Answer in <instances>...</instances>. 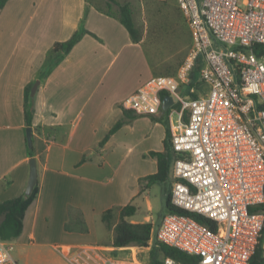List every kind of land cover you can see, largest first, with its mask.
Here are the masks:
<instances>
[{"label":"crops","instance_id":"1","mask_svg":"<svg viewBox=\"0 0 264 264\" xmlns=\"http://www.w3.org/2000/svg\"><path fill=\"white\" fill-rule=\"evenodd\" d=\"M99 1L11 0L0 11V204L25 196L32 158L38 167L39 194L26 213L23 234L13 244L146 250L112 247L114 227L102 221L103 213L134 205L138 211L129 222H150L154 234L162 223L154 222L151 213L143 215L153 208L150 193L156 185L148 187L143 180L158 172L152 152L174 156L168 111L137 115L125 102L152 79L178 72L157 70L143 43H134L119 20L97 10ZM80 29L90 34L45 73L52 47ZM200 66L192 71L190 83L203 84ZM38 81L35 96L26 104L27 87ZM199 89L202 96L209 92L207 86ZM124 110L133 119L101 147ZM169 178L174 180L172 171ZM71 206L83 212L89 236L104 229L112 235L109 243L67 232ZM56 236L61 239L48 241Z\"/></svg>","mask_w":264,"mask_h":264},{"label":"built area","instance_id":"2","mask_svg":"<svg viewBox=\"0 0 264 264\" xmlns=\"http://www.w3.org/2000/svg\"><path fill=\"white\" fill-rule=\"evenodd\" d=\"M176 1L192 36L189 54L176 76L152 79L125 107L153 116L163 94L173 97L171 203L214 226L168 213L150 244L179 249L195 264H251L264 235V212L253 211L264 205V59L254 52L264 45V0ZM197 64L209 92L192 99L182 88ZM13 252L12 242H1L0 264H18ZM136 258L102 264H150Z\"/></svg>","mask_w":264,"mask_h":264},{"label":"trees","instance_id":"3","mask_svg":"<svg viewBox=\"0 0 264 264\" xmlns=\"http://www.w3.org/2000/svg\"><path fill=\"white\" fill-rule=\"evenodd\" d=\"M11 0H0V11L5 8L7 3ZM105 3V6H96L97 10L101 13L115 18L121 22V24L128 30L134 43L140 44L143 43L148 56L152 58L151 44L150 40L148 41V36L145 37V31L142 27H139L135 20V12L133 9V4L130 1L121 2L120 0H100ZM141 1V0H140ZM148 5H161L167 4V1H157V0H144ZM92 4V3H91ZM183 13V12H182ZM184 16V14H183ZM182 17V16H181ZM89 32L80 29L78 30L68 41L57 42L51 49L48 61L46 63L45 73L51 71L56 65H58L64 57L69 55L74 47L81 41L83 36ZM152 33V32H151ZM90 34V33H89ZM154 36V34L152 33ZM186 36V35H185ZM187 40L188 34H187ZM149 39V38H148ZM148 41V42H147ZM189 43V40L187 41ZM184 44V47L188 45ZM255 54L264 59V45H256L254 47ZM154 63V61H153ZM170 74H175L170 73ZM200 83L192 82L185 86L184 95L189 96L192 99H197ZM32 86L27 87L25 91V100L26 104L28 101L32 100L31 98ZM166 95L163 94L164 98ZM28 108V106H27ZM26 117L28 125L31 126L29 120L30 115L28 110L26 111ZM189 112L185 114V120L188 121ZM133 119V116L129 114L127 110H124V117L120 120L107 134L105 139L101 142L100 146L104 145L109 141V139L119 131L127 121ZM172 139V135H171ZM172 143V142H171ZM152 157L156 158L158 161V172L154 175L148 176L143 181L147 182L148 187L155 185L157 183L165 182L169 179L175 155L172 157L167 152L159 153L152 152ZM39 194L38 185L35 187L33 193L30 196H21L11 200H7L4 203L0 204V242H12L18 239L24 231V222L25 216L30 208V206L37 199ZM167 214L176 213L179 215H190L194 217L199 222L206 224L210 227H213V223L207 219L202 218L199 215L186 212L175 208L171 203V194L167 198L166 202ZM138 209L134 205H127L119 210H109L103 213L102 221L106 226L111 229L114 227L115 236L111 241V246L115 248H127V247H138V248H148L150 242L154 236V225L150 222L133 224L128 221V218H131L136 215ZM253 211H263L264 205L254 208ZM119 216V221H117ZM65 230L70 233H80L88 234L89 227L85 220V216L80 209L70 207L69 209V221L65 224ZM264 246V235L261 243L254 255L251 264H261L262 262V252ZM170 257L182 264H195L198 261L197 257L188 255L187 253L169 247L158 242H154L150 252V264H164V259Z\"/></svg>","mask_w":264,"mask_h":264},{"label":"rangeland","instance_id":"4","mask_svg":"<svg viewBox=\"0 0 264 264\" xmlns=\"http://www.w3.org/2000/svg\"><path fill=\"white\" fill-rule=\"evenodd\" d=\"M94 3V0H90ZM122 3L130 1L133 4L135 12V20L139 27L145 31V37L152 42L151 52L157 70L164 73H177L189 51L192 47V36L186 18L176 0H171L167 4L148 5L146 1L140 0H120ZM101 6L105 3L99 1ZM182 16V17H181ZM154 36L152 35V33ZM187 34L188 40L187 42ZM186 35V36H185ZM147 41V42H148ZM188 43L184 47V44ZM219 47V46H218ZM220 48V47H219ZM198 74L200 71L198 70ZM200 76V75H199ZM201 89L206 85L201 84ZM198 96L203 95V91H199ZM176 119V116H174ZM174 184L173 179L165 182L157 183L150 193L152 202V210H146L144 214L152 216L154 222L163 219L167 214L166 202L169 191ZM93 236L88 234L77 233V238H84L86 241L96 242L105 239V243H109L112 235L109 231H100L97 229ZM59 240L58 236L50 238L48 241ZM154 243V242H153ZM145 248L146 250L124 249V252H118L111 248L98 246H59L53 247L49 245H21L14 244V258L18 264H102L104 259L112 257L114 260L124 261L132 256H138L136 259L150 263V252L153 246ZM110 245V244H109ZM131 250V251H129ZM133 253V254H132Z\"/></svg>","mask_w":264,"mask_h":264},{"label":"water","instance_id":"5","mask_svg":"<svg viewBox=\"0 0 264 264\" xmlns=\"http://www.w3.org/2000/svg\"><path fill=\"white\" fill-rule=\"evenodd\" d=\"M40 85V81L36 82V84L33 86L32 91H31V96L34 97L38 87ZM174 100L173 97L171 96H165L163 100V106L162 109L167 112L171 106H173ZM27 139H28V145L29 147H33V128L29 127L27 129ZM38 183V167H37V159L32 158L30 160V179H29V184L26 190V196H30L35 187L37 186Z\"/></svg>","mask_w":264,"mask_h":264}]
</instances>
